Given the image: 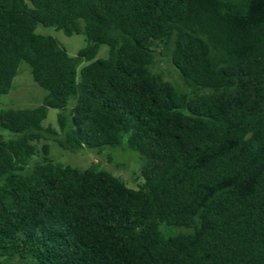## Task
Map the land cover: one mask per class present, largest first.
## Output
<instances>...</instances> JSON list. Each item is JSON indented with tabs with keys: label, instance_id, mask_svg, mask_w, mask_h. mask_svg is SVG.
<instances>
[{
	"label": "trees",
	"instance_id": "obj_1",
	"mask_svg": "<svg viewBox=\"0 0 264 264\" xmlns=\"http://www.w3.org/2000/svg\"><path fill=\"white\" fill-rule=\"evenodd\" d=\"M22 63L48 95L0 114V264H264V0H0V97ZM49 141L135 152V187Z\"/></svg>",
	"mask_w": 264,
	"mask_h": 264
},
{
	"label": "rangeland",
	"instance_id": "obj_2",
	"mask_svg": "<svg viewBox=\"0 0 264 264\" xmlns=\"http://www.w3.org/2000/svg\"><path fill=\"white\" fill-rule=\"evenodd\" d=\"M36 32L46 36H53L60 44L67 49L70 56H76L80 50L88 45L87 38L84 34L65 35L62 31L56 30L54 27H45L39 25ZM110 52L109 47L101 45L97 58L106 59ZM167 65V64H166ZM175 70V69H174ZM169 72V69L166 70ZM176 74H171V79H177ZM48 95V92L38 87L32 78L31 68L28 64L22 63L20 72L13 82V89L6 95L0 97V114L4 109H24L35 108L43 103V98ZM58 110L49 108L48 118L43 122L45 128L51 126L58 130ZM0 134L16 138L15 134L0 128ZM50 145L51 156L56 162L64 164H72L79 169H87L93 165H98L100 168L107 170L114 175H121L129 184L130 187H135V179L139 173L141 162L139 155L133 151L124 150L123 148L107 147L102 154H97V150H86L80 153H70L60 149L55 142H48ZM122 149V150H120ZM110 156V157H107ZM113 158L111 160L110 158ZM185 228H170L168 235H176L179 233H188ZM14 262V261H13ZM11 264H20L17 261Z\"/></svg>",
	"mask_w": 264,
	"mask_h": 264
}]
</instances>
